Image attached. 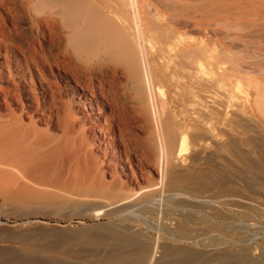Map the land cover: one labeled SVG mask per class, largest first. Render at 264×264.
I'll use <instances>...</instances> for the list:
<instances>
[{
	"label": "rangeland",
	"instance_id": "374dc122",
	"mask_svg": "<svg viewBox=\"0 0 264 264\" xmlns=\"http://www.w3.org/2000/svg\"><path fill=\"white\" fill-rule=\"evenodd\" d=\"M32 1L34 3L30 4ZM28 2L0 0V21L4 18L0 24L6 32L4 41L8 40V43H0V53L3 54L6 47L16 60L32 57L51 88L45 96L38 89L36 97L39 101L35 100L29 107L26 102L19 101L15 108L13 106L16 114L22 115L24 125L34 124L39 132L54 138L65 136L69 117L74 126L72 136L84 147L86 159L90 157L87 165L97 168L93 175L103 172L106 182L124 181L126 177L133 179L135 176L140 187L149 183H155L157 187L151 188L153 194L156 192L154 205L143 211L138 207L130 208L132 216L131 210L128 213L124 205L102 209L100 205L112 202L109 197L106 199L99 194L80 198L68 194L61 185L39 187L25 181L19 169L0 164V260L10 259L24 247L32 248L36 253L40 251L36 256L43 262L53 257L60 258V262L63 259V264L99 262V259L110 257L106 254L108 247L120 239L94 227L113 223L115 219L108 218V213L113 210L118 213L121 208V215L132 216L131 220L135 221L122 219V222L114 223L116 231L130 228L128 231L134 236L137 234L136 239L140 242L156 244L157 251L151 254L144 250L143 255L135 246L127 247L115 252L113 259H103L105 261L100 264H113L114 261L131 264V259L134 264H160L159 261L173 264L179 258V252L194 254L191 256L195 259L192 257L189 264H222L221 260H224L223 264H233L235 260L241 262L243 256H248L246 258H250L252 264H264V186L254 184L259 178L264 181V173L255 169L264 160V0H167L168 8L163 2L161 7L157 4L156 10L162 13L158 18L160 23L174 15L178 35L171 40L174 44L170 42V45L174 48L169 46L168 53L160 52L156 45H147L148 54H151L147 57L155 61H150L151 66H140L142 72L139 71L141 76L138 75L137 80L134 70L129 68L132 58L125 60L116 54L108 56L107 47L103 49L102 45L109 43L113 29H109L112 24L109 20V24L105 23L104 10L101 22L104 25H100L104 32L100 35L92 28L98 24L97 14L102 10L96 8L99 11L96 12L95 5H89L93 7L89 10H93L88 12L90 14L86 12L89 16L85 21H89L91 42H82L84 49H79L71 41L72 29L65 30L58 24L48 31L40 22L48 9L42 4L37 7L35 0ZM90 21L96 23L94 27ZM189 45L204 47L207 59L194 68L175 70L172 57ZM1 54L0 62H3ZM158 69L163 71L160 73ZM37 72L33 66L34 82ZM151 76L154 77L151 79ZM148 77L153 84L151 87L147 83ZM63 78H67L66 81ZM155 81L162 83L156 89L162 88L165 94L157 93ZM68 83H76L90 93L92 90L104 92L107 99H102L106 101L102 111L108 115L109 122H98L102 125L98 128L92 121L80 119L81 115L75 114L77 101L66 88ZM2 105L0 110L5 112ZM169 138L171 147L166 149ZM171 177L177 184H171ZM17 183H21L20 188ZM22 183H25L24 189ZM131 188L137 189L136 184ZM19 189L35 192L34 196H39L42 201L25 208L23 196L16 194L21 192ZM127 192L131 194L132 190ZM84 200L91 202L83 203ZM126 212L130 215H125ZM89 214L98 216L90 219ZM137 214L141 216L140 221L136 220ZM29 217L38 218L32 221L31 227L24 222ZM177 227L183 235L175 234ZM84 228L91 232L83 237L76 235V231ZM180 237L189 239L179 240ZM179 248L183 250L178 251ZM171 251L175 253L171 254ZM50 255L47 261L46 257ZM116 255L121 256L117 258ZM240 262L238 264H243Z\"/></svg>",
	"mask_w": 264,
	"mask_h": 264
},
{
	"label": "bare ground",
	"instance_id": "6f19581e",
	"mask_svg": "<svg viewBox=\"0 0 264 264\" xmlns=\"http://www.w3.org/2000/svg\"><path fill=\"white\" fill-rule=\"evenodd\" d=\"M28 1L29 0H27V4L29 3ZM35 1H36L37 7H40L42 4V7H45L46 10L48 9L47 11H49L46 15H44V17L40 21L41 24L44 25L48 29V31L49 30L52 31V28H54V26L58 25V24L61 27L65 28V30L66 29H72V31H70L72 33L68 32V34L70 33L69 35L71 37L72 43H74L79 49L82 46V42H84V41L88 42V40H89V35H88V34H90V33H88L89 21L88 22L85 21L89 15L86 16V12L87 13L91 12L90 10H93V9H95L94 11H96V12H99L97 10H102V12L100 11V13L97 14V18H98V19L96 18L97 22L95 20L91 19V20H93L92 21L93 23L95 21L98 24L95 23L96 24L95 25L90 21V24L92 23L91 25H93V27L95 25V28H92V29H94V33L96 31L97 34H100L102 31V28L100 25H102V26L104 25L103 23H101V22H103V19H104V15H102L103 10H104V14H106V16H107L105 18L106 21L105 20L104 21H105V23L107 22L109 24V22L107 21V20H109L113 24V25L112 24L110 25L109 29L110 30H111V28H113V29H112V34H110V36L112 35L111 38H110V36H108L109 30L107 31L108 32L107 33V36H108L107 43H108L109 38H110L109 39L110 41L106 45L103 44L104 42L102 43L103 49L105 48L104 46L107 47L106 49H108V50L106 52H110V55H109V53H106V52L105 53L108 54V56H111V54H113V55L116 54L119 56V58L124 57L125 60L126 59L130 60L132 58V63H129V68L131 69V71L134 70L133 71L134 73L133 72L132 73L136 76V80H137V78H139L141 76V74H138L140 70H141L140 73L142 72L141 67L142 68L144 67L141 65L146 64V65L151 66V64H152V63H150L152 58L150 60L149 56L147 57V55L150 54V53L148 54V51L146 49L147 45H149V44H151L152 46L156 45V48L157 49L159 48L160 52L168 53L169 46H172V45H170L172 43L171 40L175 39L174 37L177 34L176 32H178L177 29L174 28V25H176V23H177V20L174 18V15H169V17H167V19L163 20V22L161 21V23L158 19L159 16H161L160 14H162V13H159L158 10H156V8H158L157 4H161L160 5V7H161L162 2H163L164 7L166 6V3L168 6L167 0H165V1L161 0L162 2L160 0H158V1H160V3L158 1L155 2L154 0H35ZM32 3H34V2L32 1L30 4H32ZM152 3L153 4L156 3V4L153 5ZM38 5H40V6H38ZM89 5H91V6L95 5V8H93L91 6L89 7ZM29 6L30 5H28V7ZM167 6H166V8H168ZM89 8H93V9L89 10ZM96 8H97V10H96ZM88 14H90V13H88ZM3 19H1L2 21H0V23L3 22ZM87 20H90V19H87ZM242 22H244V21H242ZM250 24H252V23H250ZM0 27H1V24H0ZM45 27H43V28H45ZM1 28H0V43L4 44L6 41V40L4 41L5 30L2 28L4 30V31H2ZM245 28H247V27L245 26ZM91 31L93 32V30H91ZM102 32H104V30ZM91 35H93V34H91ZM96 38H98V37H96ZM89 41L91 42V40H89ZM98 41H101V39ZM6 42L8 43V40ZM172 44H174V43H172ZM3 49H4V46H3ZM82 49H84V48H82ZM181 49L182 50L179 53L177 52V54H175L172 57L173 58L172 65L175 68V70L176 69L177 70H181V69L183 70L186 68L187 69L188 68H194L196 64H200V62L202 60L207 59L206 50L204 47H192L191 45H189V46H187L185 48H181ZM3 51H5V52H3V54L5 53L4 55L0 53L3 56L2 58H4L3 62L2 61L0 62V99H1V103L3 104V105L2 104L1 105L3 107L5 106V109H4L5 112H2L0 110V164L3 165V167L5 166L8 168L11 167V168L19 169L21 171V173L23 174L25 181L27 180V182L33 183L34 185H38L39 187H41V186L45 187L46 186V187H54L55 188V187L61 185L66 190H68L67 191L68 194L71 193V194L76 195L77 197H80V198H83V197L86 198V197H90V196H99V194H100V196L102 195L101 197L104 196L106 199H107V197H109L112 202H109L108 204L100 205L102 209L105 207L109 208V207L122 206V205H124L125 210H129L130 208L133 209L136 207L139 208V211L149 209L153 204V200L155 197L154 194L156 193L155 192L153 194V191H152L153 189L151 190V188L156 186V184L155 183H152V184L149 183L147 186L140 187L138 182H137L138 180L134 179L136 177L133 175H132L133 179L126 177V179L124 181L119 180V182H116L114 180L111 182H106V180L104 179L103 172L102 173L98 172L97 175L96 174L93 175L94 170H97V168L95 167L93 169L91 164H89V166L87 165V163L89 161L87 159L90 157H88L86 159L87 156L84 152V147L80 146L79 142H77V138L74 139V137L72 136V134L74 135V133H72V131L74 130V126L71 123L72 121L70 122V120H68L69 117L66 121L67 123H66V127H65L66 128L65 129L66 132L64 134L65 136H62V138H54V137L48 136L49 134L47 135L45 132H44V134L39 132L38 131L39 128L37 130V127H34L33 123H32L33 125H31V126H29L30 124L26 125V123L24 125V123L22 121V115L18 116L15 112V109H13V106L17 105V103L19 101L26 102L28 107L31 104H33L35 102V100H37V103H38L39 100L36 97L37 90L40 89L41 90L40 94L45 96L47 94V91H49L48 89L51 88L50 82L46 79V76L38 68V65L34 62L32 57L25 56L26 58L23 57L24 59L23 60L20 59L21 60L20 61V60H16L15 58H13V56L10 54L12 51L10 52L8 49H6V47ZM157 51L159 52V50H157ZM224 51H225V49H224ZM101 52H102V49H101ZM161 54H163V53H161ZM170 58H171V56H170ZM142 62H143V64H142ZM33 66L35 68H37L39 71V73L37 72V77H36L35 82L33 81V79H34ZM127 67H128V65H127ZM123 68H124V65H123ZM145 68H147V66H145ZM158 68H161V67L159 66ZM125 69H126V66H125ZM172 69L173 68H171V71L173 72L174 69L173 70ZM158 71L161 73V71H163V70L158 69ZM144 72H146V71H144ZM146 73L148 75V72H146ZM152 73H153V71H152ZM138 75H139V77H138ZM135 76H134V78H135ZM154 76H151V79ZM160 76L163 77L161 74H160ZM143 78H144L143 82L145 83L146 78L145 77H143ZM155 78H159V77H155ZM155 78H153V79H155ZM63 79H65V81H66L67 78H63ZM140 81L142 82V79ZM156 81H155V83L157 85L155 86V90L158 91L157 93L163 94V92H164V94H165L164 90L162 92V88L156 89L157 86L162 84V83L159 84V83H157L159 81H157V82ZM148 82L150 84L149 77L147 79V83ZM36 84H37V86H36ZM152 85L150 84V87ZM138 87H140V86H138ZM66 88L72 92L71 93V95L73 97L72 99H75L77 101L76 106H75L77 112L75 114L81 115L80 119L82 118L83 120L92 121L93 125L95 127H98V128H102V125H99L98 122H100V121L101 122L103 121L104 123L109 122L108 115L102 111V107H105L104 103L106 102V101H103L104 98L106 97L104 92L97 93L96 91L92 90L90 93L87 90H85V88L79 86L76 83H74V84L68 83ZM143 89H144V87H143ZM140 91L141 90H139V92ZM69 97H71V96H69ZM106 99L107 98H105V100ZM1 105H0V109H1ZM14 108H15V106H14ZM17 111H18V109H17ZM23 117H24V115H23ZM102 131L103 130L100 129L99 132L103 134ZM165 147H166V149H168V148L170 149L171 138L167 139ZM182 151H184V149ZM88 154H89V152H88ZM262 156H264V155H262ZM262 162H263L262 165L260 166L259 165L260 163L257 164L258 167H256L255 169H257L259 172L264 173V160ZM90 165H91V167H90ZM250 165L251 164H249V166ZM95 166H97V165H95ZM93 167H94V164H93ZM151 170L153 173L155 172L154 171L155 169H151ZM166 171H168V170H166ZM1 174H2V172H1ZM9 174H7V175H9ZM173 174H172V176H173ZM7 175H6V177H7ZM4 176H5V174H4ZM156 176H159V175H156ZM173 178L171 177V180H172L171 184H173V185L177 184V183H174ZM150 179L155 180L156 178H154V179L150 178ZM257 179L254 178V180H257ZM15 182H17V180ZM155 182H158V181L156 180ZM18 183H17V187H19V185H21V183L19 185H18ZM134 183L136 184L137 189L131 188L134 185ZM255 183L259 186H264V181H262V179L260 180V178L258 179L257 182L255 181L254 184ZM24 184L22 183V186H21L23 189L25 188V187H23ZM161 184H163V182ZM157 185H160V184H157ZM180 185H182V184H180ZM199 186H200V184H199ZM199 186L197 187V189L199 188ZM176 187H174V188H176ZM23 189H22V191L19 189L21 191V192H19L20 194L19 193H16V194H18L21 197L23 196L22 197L23 200L26 201V205L23 203L24 204L23 206L25 208H26V206L29 207V206H32V205L42 201L41 198L39 200V196H34V194H36L35 192L32 191L34 194L30 193L29 188H28V190H29L28 192H27V189H26V191H23ZM130 189L132 190V193L128 194L129 192H127V191H131ZM19 196H17V198ZM180 196H178V197H180ZM182 197H183V195H182ZM22 198H20V199H22ZM89 201L90 200H88V201L84 200L82 202L88 204ZM87 204H85V205H87ZM120 209H119V212H120ZM132 209H130L131 212H132ZM130 210L127 212L131 213ZM103 211H105V210H103ZM96 212H98V211H96ZM127 212L125 215H130V214H127ZM118 213H117V210H115V211L113 210L112 212L108 213V216L106 215L108 218L111 216V217H113V219H115V221L114 220L112 221L113 223L110 222L111 224H107V225L104 223L105 225H103V226L101 224H98V225H96V227H94L97 230L105 232L106 235H111L113 237L120 239L118 241V243L115 242L116 243V244L114 243L115 245H113V243H112L113 246L108 247V249H107L108 253L106 252V254L107 255L109 254L110 257H107L105 255L106 258H112V256H114L116 254L115 252L120 251L121 249H124V248L127 249V247H134V246H135L134 248L136 250H138L140 252L142 251V254H143L144 250H148L146 252H150L151 254L153 252L156 253L155 252V251H157L156 250L157 249L156 244L151 245V244H147L146 242L144 243L143 241L140 242L139 240L136 239L137 234H136V236H134V234H132V232L128 231L130 229L129 227H128L129 229L127 230V227L124 228L125 226L124 227L122 226L124 228V230H122L121 232L116 231V229L114 227L115 226L114 223H116L118 221L122 222V219H124V220L126 219L128 221L134 220V219L131 220L132 219L131 217L134 216L133 212H132L133 215L130 217L121 215L122 212L119 213L120 215H118ZM124 213H125V211H124ZM90 215L91 214H89L87 217H89ZM137 215H139V216L138 217L135 216V217H137L136 220L139 217H141L140 214H137ZM35 216H36V214H35ZM84 216H86V215H84ZM97 216L98 215L92 214L90 216V219L91 218L95 219V218H97ZM135 217H133V218H135ZM118 219H120V220H118ZM37 220H38L37 217H29V219H27V221H24V222L27 223L26 225L30 226V225L34 224L32 221H37ZM137 221H140V219H138ZM142 222H143V220H142ZM35 225H36V222H35ZM117 225H118V223H117ZM84 226H86V225H84ZM140 226H142V225H140ZM179 228H178V230L175 231V234L176 233L182 234V233H180ZM181 228L183 229L182 226H181ZM35 230H36V228H35ZM89 230L90 229H87V228L79 229L75 233H76V235L81 234L83 237V235H86ZM89 232H91V231H89ZM179 236H181V235H179ZM181 238L182 239H189L187 237H180L179 240H181ZM87 239H88V237H87ZM87 241H90V239ZM91 241H93V240H91ZM95 241H93V243H95ZM88 243H92V242H88ZM101 243H100V245H101ZM106 245H109V244H106ZM21 248H22V250H21ZM23 248L24 247H20L19 248L20 251L17 254L13 255L10 259H8V260L4 259V261L0 260V264H63V261H62L63 259H61V262H62L61 263L59 260L60 258L58 260H57V258H54V257H53V259H51L50 258L51 255L49 257H46L47 261H48L47 258H50L48 262H43L42 261L43 259L40 260L36 256L37 253H39L40 251L36 253V252H34V250L32 248L31 249L30 248L23 249ZM159 249H162V248H159ZM163 249H165V248H163ZM182 250H180V248L178 249V251H182ZM164 251H167V249H165ZM188 251L186 250V252H188ZM42 252L43 251H41V254H42ZM47 252H49V251H47ZM191 252H193V251H191ZM174 253L171 251V254H174ZM179 253L181 256L179 255V258L177 257L178 259L176 258L177 260L174 261L173 264H189V262L195 257V256H191V254L194 255L193 253H191L189 255L187 253H182V252H179ZM188 253H190V252H188ZM62 254H64V253H62ZM151 254H150V256H151ZM262 254L264 256V250H263ZM38 255H40V254H38ZM44 255H43V257H44ZM121 255H122V253H121ZM121 255H118V257H120ZM143 255H145V254H143ZM150 256H148V257L150 258ZM41 257H42V255H41ZM116 257H117V255H116ZM123 257L124 256H122V258ZM125 257H124V259L128 258V257L127 258H125ZM148 257H146V258H148ZM243 257H245V256H243ZM243 257L240 259L243 264H252V260L250 258H246L248 256H246L245 258H243ZM106 258L105 257L102 258L101 261L104 262L105 260H103V259H106ZM159 258H161V257H159ZM73 260H74V258H73ZM131 260H132L131 264H134L133 259H131ZM143 260H144V258H143ZM149 260L153 261L152 259H149ZM160 260H162V259H160ZM65 261H64V263H66ZM72 261H68V263H70ZM101 261L99 259V262L98 261H96V262H98V264H100ZM117 261H118V259H117ZM127 261H130V260L127 259ZM150 261L148 263H150ZM154 261H156V260H154ZM162 261H164V259ZM96 262H92L91 264H96ZM112 262H113V260H112ZM114 262L115 263H113V264H116V261H114ZM118 262H119V264H123L120 261H118ZM159 262H160V264L163 263V262L161 263V261H159ZM193 262H195V261H193ZM193 262H191V263H193ZM238 262H240V261L235 260V262L233 264H238ZM154 263L157 264L156 262H154ZM164 263L166 264V262H164ZM221 263L223 264L224 260H221ZM75 264H77V263H75ZM168 264H169V262H168Z\"/></svg>",
	"mask_w": 264,
	"mask_h": 264
}]
</instances>
